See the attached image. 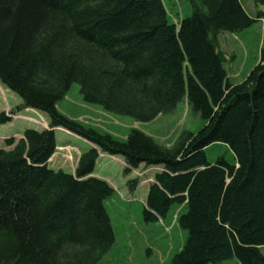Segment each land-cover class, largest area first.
Listing matches in <instances>:
<instances>
[{
	"label": "trees",
	"instance_id": "obj_1",
	"mask_svg": "<svg viewBox=\"0 0 264 264\" xmlns=\"http://www.w3.org/2000/svg\"><path fill=\"white\" fill-rule=\"evenodd\" d=\"M187 1L190 15L176 24L162 0H0V83L22 99L18 109L49 119L48 129H26L0 149V264H102L114 244L103 204L113 188L89 176L97 149L122 157L127 174L161 166L143 214L157 221L182 207L176 222L187 237L169 264H264V48L231 83L217 39L264 20V0H252L254 14L242 0ZM73 83L85 103L136 122L170 114L186 97L206 123L170 147L136 128L120 140L59 111ZM9 114L0 112V125ZM56 127L97 148L79 156L74 174L46 166ZM213 143L235 162L209 163Z\"/></svg>",
	"mask_w": 264,
	"mask_h": 264
},
{
	"label": "rangeland",
	"instance_id": "obj_2",
	"mask_svg": "<svg viewBox=\"0 0 264 264\" xmlns=\"http://www.w3.org/2000/svg\"><path fill=\"white\" fill-rule=\"evenodd\" d=\"M162 2L170 22L178 23L180 19L190 15L191 8L187 0H162ZM242 2L245 8L254 14L255 7L252 0H242ZM217 39L218 49L225 55L224 67L229 81L239 83L258 62L260 49L264 48V20H257L242 31L220 32ZM21 103L22 99L16 93L0 83V112L16 109ZM58 104L62 109L58 108L59 111L64 115L101 132H108L120 140L125 139L129 130L134 127L149 131L147 134L151 135L158 144L166 147L173 145L181 131L195 132L206 123L199 115L191 111L186 97L170 114L158 115L155 121L135 122L130 117L107 113L97 105L85 103L80 92V85L77 83L71 85ZM19 113L38 120L41 116L42 119L37 123L26 119H15L12 125L10 122L0 128V137L22 133L26 128L39 130L41 126H49L48 117L43 112L36 114L20 110ZM63 139H67V136L57 132L58 143ZM72 144H76L78 148L84 145L77 139H74ZM0 148L8 149L3 139H0ZM205 153L207 161L211 164L220 157L229 164L235 162L234 154L223 143L209 145ZM62 156L68 159L67 154L64 153ZM119 158L109 155L99 157L93 169L99 177L107 178L113 188L112 194L104 199L103 204L113 229L114 244L103 255L101 263L169 264L173 255L180 251L187 237V232L176 222V215L183 211L182 207H173L165 219L146 221L143 214L149 182L146 180H151L157 169L154 167L147 169L140 165L138 169L127 174L124 173L125 166ZM63 170L70 173L71 169L63 166ZM134 178H138L139 182L135 188L131 189L129 181ZM260 252L264 254V245L260 246Z\"/></svg>",
	"mask_w": 264,
	"mask_h": 264
},
{
	"label": "crops",
	"instance_id": "obj_3",
	"mask_svg": "<svg viewBox=\"0 0 264 264\" xmlns=\"http://www.w3.org/2000/svg\"><path fill=\"white\" fill-rule=\"evenodd\" d=\"M58 108L60 110H62L59 104H58ZM23 111H25V112L26 111H32L33 112V110H31V109H24ZM17 115L18 116L15 119H26V120H29V121H30V119H34L33 117H28V116L22 115V113H18ZM14 120L11 121V123H10L11 125H12V122ZM155 120H157V118L154 119L153 121H155ZM1 127L2 126H0V128ZM44 128H45L44 126H41V129H39V130H42ZM144 131H146V130H144ZM57 132H60L62 134H65L67 136V139H63L62 141H60V143H58V141H57ZM147 132H149V131H146V133ZM54 135H55V144H56L55 152L48 159L47 166L50 167V168H52V169H61V170H63V166H68L71 169L69 172L70 173H74L75 166H76V163H77V160H78V157L80 156V154L83 153V152H85V151H87L93 145L90 144V143H88L87 141L81 139L80 137H78V136H76V135H74V134H72V133H70V132L62 129V128H56V129H54ZM12 136L15 137V139H17V138L21 137V133H15ZM5 138H6V136H1L0 137V139H5ZM74 139H77L78 141H82V143H84V145L82 147H79L78 148L77 146H75L76 144H74V145L72 144V141H74ZM61 147L62 148H65V149L62 150L61 152H59L58 151V148H61ZM64 153L67 154L68 159H65L62 156ZM104 156H106V154H103V153H100L99 152L98 158L99 157H104ZM115 158L118 159L119 157L116 156ZM119 159L121 160L122 164L125 166V163H124L123 159L122 158H119ZM96 162H97V160H96ZM155 168H159V167H155ZM91 176L99 177L98 175H96V173H94V171L91 174ZM105 180L109 182V180L107 178ZM219 264H239V261L236 258H232L230 260L221 262Z\"/></svg>",
	"mask_w": 264,
	"mask_h": 264
},
{
	"label": "bare ground",
	"instance_id": "obj_4",
	"mask_svg": "<svg viewBox=\"0 0 264 264\" xmlns=\"http://www.w3.org/2000/svg\"><path fill=\"white\" fill-rule=\"evenodd\" d=\"M95 166V165H94Z\"/></svg>",
	"mask_w": 264,
	"mask_h": 264
}]
</instances>
